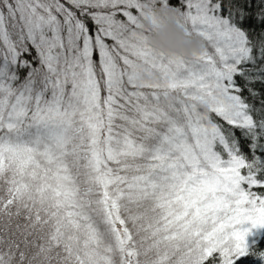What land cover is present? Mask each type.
<instances>
[{"label":"snow or ice","instance_id":"1","mask_svg":"<svg viewBox=\"0 0 264 264\" xmlns=\"http://www.w3.org/2000/svg\"><path fill=\"white\" fill-rule=\"evenodd\" d=\"M163 5L198 55L149 43ZM254 229L264 0H0V264H236Z\"/></svg>","mask_w":264,"mask_h":264},{"label":"clouds","instance_id":"2","mask_svg":"<svg viewBox=\"0 0 264 264\" xmlns=\"http://www.w3.org/2000/svg\"><path fill=\"white\" fill-rule=\"evenodd\" d=\"M147 31L149 43L156 49L184 56H195L203 50V39L199 34L190 33L183 20L171 6L155 9V19L146 15L140 22ZM144 79L155 78L154 74L143 73Z\"/></svg>","mask_w":264,"mask_h":264},{"label":"trees","instance_id":"3","mask_svg":"<svg viewBox=\"0 0 264 264\" xmlns=\"http://www.w3.org/2000/svg\"><path fill=\"white\" fill-rule=\"evenodd\" d=\"M250 252L241 257L240 260L236 261V264H264V258H261L258 255L253 254L254 252L259 253L264 251V229H261L255 238L249 242Z\"/></svg>","mask_w":264,"mask_h":264},{"label":"rangeland","instance_id":"4","mask_svg":"<svg viewBox=\"0 0 264 264\" xmlns=\"http://www.w3.org/2000/svg\"><path fill=\"white\" fill-rule=\"evenodd\" d=\"M260 230H261V229H254V230H253V233L248 237L249 242L252 241V240L255 238V236L257 235V233H258Z\"/></svg>","mask_w":264,"mask_h":264}]
</instances>
